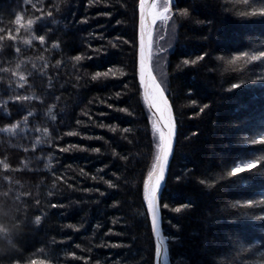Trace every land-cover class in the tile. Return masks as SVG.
I'll return each mask as SVG.
<instances>
[{
	"label": "trees",
	"instance_id": "trees-1",
	"mask_svg": "<svg viewBox=\"0 0 264 264\" xmlns=\"http://www.w3.org/2000/svg\"><path fill=\"white\" fill-rule=\"evenodd\" d=\"M33 4L52 15L41 17ZM137 5L0 0V36L16 37L0 41V69L7 68L0 129L17 124L12 134L0 131V264H154L143 181L157 140L139 84ZM260 6L264 0H173L172 19L155 25L152 53L160 59L150 62L177 123L159 203L170 264H264V159L226 176L237 163L264 158V144L249 143L264 134V58L233 61L264 52V16L247 15ZM17 13L34 19L31 33L16 31ZM31 35L45 43H23ZM197 56L203 59L183 65ZM109 68L115 75L91 79ZM232 83L241 86L229 90ZM248 200L255 203L246 207Z\"/></svg>",
	"mask_w": 264,
	"mask_h": 264
},
{
	"label": "snow or ice",
	"instance_id": "snow-or-ice-1",
	"mask_svg": "<svg viewBox=\"0 0 264 264\" xmlns=\"http://www.w3.org/2000/svg\"><path fill=\"white\" fill-rule=\"evenodd\" d=\"M91 3V0H89ZM246 2V0H245ZM25 4L29 3V0H24ZM58 9V5H53ZM33 9L37 12H41L40 8H37L35 4L32 5ZM139 9V48H138V77H139V84L140 88L142 89V95H143V102L149 109L151 113V119L154 121L152 123V131L154 138L157 140L156 142V155L154 157V162L151 164V170L148 172L147 177L143 181L144 189H143V200L146 204L147 208V215L150 218L151 221V230L154 234L157 236L158 233V217H159V210H158V203H157V196L158 191L161 188V182L165 178V170L166 165L169 160L170 153L173 149V141H174V135H175V123L174 118L172 114V109L169 106L168 99L165 97V92L167 89L164 87L163 83L159 81L158 77L154 75V67L151 66L150 61L153 59H160L159 54H157L155 57L153 56V53L151 51V47L153 46V26L157 25L159 22V26L167 25L169 20L172 19V7H171V0H138ZM17 15L19 16V20H17ZM51 12L43 13L41 12V17L44 16H51ZM178 16L184 17L188 15L187 11L180 10L177 13ZM247 15L251 17H258V16H264V6H260L259 8L254 9L251 13H248ZM35 19H40V17H37ZM13 23L16 25V31L19 32L21 28L25 29L26 31H29L31 33V30L33 29L34 25V19H26L24 20L22 18V15L17 13L13 18ZM117 23H120V21H117ZM174 28V25H173ZM2 31V30H0ZM159 35V31L157 33ZM16 37L13 35L11 31H8L5 35L0 36V41L4 40H15ZM32 40L38 41L40 44L45 43V36L40 35H31V39H25L23 43L29 44ZM123 43L127 44L128 41L125 40ZM3 45H0L2 47ZM57 46L56 42L52 43V47L55 48ZM113 47H116V44H112ZM133 48L136 47L135 42H133ZM17 52H19V49H16ZM164 49L160 48V53H163ZM264 58V52H259L258 54L248 55L247 53H243L241 55H236L233 57L234 62L239 61H259L260 59ZM40 59H43V57H40ZM75 61H80L81 56L79 54L75 55L73 57ZM203 56H197L194 60L184 59L182 61L183 65H194L197 63V61L202 60ZM23 63V62H21ZM21 63L16 64V69H19L21 67ZM59 63V61H57ZM0 71L7 72V68L0 69ZM17 71L12 72V76H17ZM115 75L113 72V69L109 68L105 72H99L97 71L95 74L92 75L91 79L96 80L98 77H109ZM121 75H123V72H121ZM25 80V76L23 74H19V81L23 82ZM23 84H17V87H22ZM240 83H232L231 88L229 90L238 89L240 87ZM120 93H117V96H119ZM12 99L16 101L21 100H31L33 99L32 96H14ZM194 103V102H193ZM109 107H112L109 105ZM208 105L205 104L204 108H207ZM121 112H125L126 109H119ZM201 111H203V108H201ZM52 113V108L49 107L48 114ZM31 115V113H29ZM91 119V117H89ZM55 119V117H53ZM99 127L103 128L105 127L104 124H100ZM17 128V124L13 123L10 127H6L4 129H0V131H4L6 133H13V130ZM23 131V129H20ZM110 131H115V128H110ZM37 131H40L37 129ZM125 132L128 131V129H124ZM48 129L45 128L43 130V136L46 138L48 137ZM67 135H76L75 132H69ZM89 139L91 137H88ZM43 141L38 137L36 143H42ZM251 145H257V144H264V134L258 136L255 139H252L249 141ZM71 147H75L74 145ZM69 148H63L61 151L67 152L69 151ZM93 151H99V149H93ZM115 155V153H113ZM264 158L259 159H253L250 161H247L245 163H237L235 166L231 167L227 172L226 176L233 177V176H239L240 173L245 172H251L252 170L256 169L260 163L261 160ZM50 165L48 163H45L44 167L48 168ZM4 169L8 168L7 164L3 165ZM179 179V178H177ZM105 183L108 184V187H114V185L109 182L105 181ZM201 184L204 182L201 180ZM103 195V193H101ZM264 202V201H262ZM255 202L252 200H248L244 206L251 207ZM52 207H57V205L53 204ZM164 207H168L166 204ZM175 212H180L181 208L177 207L175 209H172ZM41 217L36 216L34 218L35 223L40 222ZM259 219L264 220V216H260ZM68 227H72V225H68ZM160 249L157 246L156 248V255L159 256ZM13 264H18V262H13ZM28 264H46V261L44 260H31L28 262Z\"/></svg>",
	"mask_w": 264,
	"mask_h": 264
},
{
	"label": "bare ground",
	"instance_id": "bare-ground-1",
	"mask_svg": "<svg viewBox=\"0 0 264 264\" xmlns=\"http://www.w3.org/2000/svg\"><path fill=\"white\" fill-rule=\"evenodd\" d=\"M173 4V0H171V5ZM137 15H138V26H139V9H138V12H137ZM154 29H155V25H154ZM154 29H153V34H154ZM138 34H139V27H138V33H137V39H138V47H137V51H138V48H139V38H138ZM153 41H154V35H153ZM151 51H152V47H151ZM137 63H138V53H137ZM150 64H151V62H150ZM165 97H166V95H165ZM166 99H168L167 97H166ZM168 103H169V101H168ZM169 106H170V108H171V105H170V103H169ZM172 109V108H171ZM172 114H173V118H174V122H175V129H176V133H177V123H176V121H175V115H174V113H173V109H172ZM177 138V137H176ZM176 138H175V140H174V142H173V147H174V150H173V152H172V154L169 156V160H168V163H167V165H166V170H165V178H164V180L161 182V188H162V190H161V192H160V195L159 196H157V203H158V210H159V217H158V233H159V235L157 236L156 234H154L153 233V238H154V241H155V260H154V264H156V261H157V258H158V256L156 255V248H157V246L159 247V249H160V254H159V262H160V264H161V261L163 260V258H164V253H162V243L161 242H159V241H157V239H158V237L160 236L162 239H163V241H164V243H165V246H166V252L168 253V245H167V241H166V239H165V237H164V234H163V229H161V226H162V222H161V217H160V205H159V203H160V200H161V197H162V195H163V191H164V188H165V186H166V183H167V177H168V174H169V167H170V164H171V162H172V160H173V154H174V151H175V141H176ZM149 218V217H148ZM150 224H151V221H150ZM167 256H168V263L170 264V253H168L167 254Z\"/></svg>",
	"mask_w": 264,
	"mask_h": 264
},
{
	"label": "water",
	"instance_id": "water-1",
	"mask_svg": "<svg viewBox=\"0 0 264 264\" xmlns=\"http://www.w3.org/2000/svg\"><path fill=\"white\" fill-rule=\"evenodd\" d=\"M138 27H139V26H138ZM153 29H154V26H153ZM138 38H139V34H138ZM174 123H175V122H174ZM176 135H177V133H176V129H175L174 140H175V138H176ZM173 142H174V141H173ZM173 150H174V147H173V149H172L170 155L172 154ZM161 190H162V188L159 189V191H158V196L160 195ZM157 241L161 242L162 245H163V246H162V253H164V258H163V260L161 261V264H169V263H168V256H167L168 253L166 252L167 250H166V246H165V243H164L163 239L159 236L158 239H157ZM156 264H160V262H159V256H158V258H157Z\"/></svg>",
	"mask_w": 264,
	"mask_h": 264
},
{
	"label": "rangeland",
	"instance_id": "rangeland-1",
	"mask_svg": "<svg viewBox=\"0 0 264 264\" xmlns=\"http://www.w3.org/2000/svg\"><path fill=\"white\" fill-rule=\"evenodd\" d=\"M152 122H154V121H152Z\"/></svg>",
	"mask_w": 264,
	"mask_h": 264
}]
</instances>
